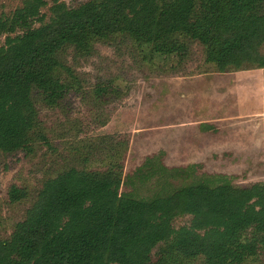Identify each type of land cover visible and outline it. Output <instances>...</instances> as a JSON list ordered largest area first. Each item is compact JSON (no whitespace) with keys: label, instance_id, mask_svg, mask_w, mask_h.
Listing matches in <instances>:
<instances>
[{"label":"trees","instance_id":"16d2710c","mask_svg":"<svg viewBox=\"0 0 264 264\" xmlns=\"http://www.w3.org/2000/svg\"><path fill=\"white\" fill-rule=\"evenodd\" d=\"M45 6L22 0L11 16L0 15V150L25 145L39 123L34 89L47 104L61 99L59 76L70 71L56 55L67 45L83 49L94 37L121 34L182 61L184 37L203 46L216 73L264 69V0H56L47 21ZM157 158L142 165V179L160 188L149 200L122 196L110 171L73 168L44 181L34 206L0 240V264H247L264 253V183L235 186L205 174L166 189L167 180L201 166L168 168ZM24 196L9 192L12 202ZM183 216L189 224L174 228Z\"/></svg>","mask_w":264,"mask_h":264},{"label":"rangeland","instance_id":"374dc122","mask_svg":"<svg viewBox=\"0 0 264 264\" xmlns=\"http://www.w3.org/2000/svg\"><path fill=\"white\" fill-rule=\"evenodd\" d=\"M54 1L45 0L47 6L41 11L45 21ZM58 1L72 6L88 0ZM21 3L22 0H0V15L11 16ZM4 37H0V46ZM181 43L186 47L182 61L176 56L150 54L148 47L138 46L121 34L94 37L83 49L67 45L57 53L58 61L70 71V75L59 76L64 86L61 99L53 105L47 104L46 95L34 89L31 101L39 123L27 132L25 145L0 150V240H7L15 225L34 206L44 181L73 168L113 172L121 179L120 194L141 200H149L160 191L154 179L144 181L141 176L145 159L153 155L168 168L201 166L187 178L167 180L166 189L179 188L202 179L205 174L222 175L235 186L264 183V149L252 150L259 159H162L164 155L156 139L160 131L144 130L151 123L144 109L147 94L141 88L147 87L149 93L155 85L167 80L176 83L184 78L216 73L212 65L205 63L201 44L184 37ZM245 71L253 70L229 73L239 75ZM181 124L188 127L184 131L199 126L192 121ZM184 131H175L176 136L183 138ZM14 188L25 196L12 202L9 192ZM189 222L190 217L183 216L172 225L177 229ZM191 264L203 263L197 259ZM247 264H264V253Z\"/></svg>","mask_w":264,"mask_h":264},{"label":"crops","instance_id":"0c3cea01","mask_svg":"<svg viewBox=\"0 0 264 264\" xmlns=\"http://www.w3.org/2000/svg\"><path fill=\"white\" fill-rule=\"evenodd\" d=\"M157 86L149 93L139 89L147 94L144 109L151 123L144 130L160 131L162 159H259L252 150L264 149V69L201 74ZM184 121L199 126L184 131ZM179 129L183 138L176 136Z\"/></svg>","mask_w":264,"mask_h":264}]
</instances>
